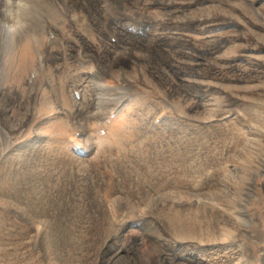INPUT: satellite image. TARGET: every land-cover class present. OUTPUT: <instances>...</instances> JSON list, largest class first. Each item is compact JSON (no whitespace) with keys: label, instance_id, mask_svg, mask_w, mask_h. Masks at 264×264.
Here are the masks:
<instances>
[{"label":"rangeland","instance_id":"1","mask_svg":"<svg viewBox=\"0 0 264 264\" xmlns=\"http://www.w3.org/2000/svg\"><path fill=\"white\" fill-rule=\"evenodd\" d=\"M55 1L0 59V264H264V0Z\"/></svg>","mask_w":264,"mask_h":264},{"label":"bare ground","instance_id":"2","mask_svg":"<svg viewBox=\"0 0 264 264\" xmlns=\"http://www.w3.org/2000/svg\"><path fill=\"white\" fill-rule=\"evenodd\" d=\"M52 1L54 3H52ZM60 1L66 6V9H67V12H68V16L70 17V19L72 21H74V22H77V21L90 22V17L84 11L85 8H83V6H82L83 2L81 0H74V4L73 5L70 4L69 0H60ZM95 1H96V3H100V5H102V7L104 9V14H105L106 20H109V16L110 15H113L114 17H117L119 19H121L124 16H126V14H125L126 12L124 13L123 9L121 10V7H120V1L121 0H95ZM31 5H32V16H31V20L29 22V28H28L27 32H30V33H33V34H37V29L40 26L42 27V29H44L46 31V27L42 23L43 22V18L47 19V21L50 22L52 20V12L55 11V10H60L61 9V6L58 3H56L55 0H31ZM126 18H127V16H126ZM68 21H70V20L68 19ZM74 22L72 23L73 26L74 27L78 26V24H76ZM81 31H83V30H81ZM48 32H49L50 36H56L58 34V32L52 27L50 29H48ZM18 41H19V39H18ZM18 41H17V43H18ZM79 54H81V56L83 55L82 53L77 51L76 56L78 57ZM0 59H2V63H3L4 62L3 50H2V52L0 54ZM41 60L42 59H40V64H41ZM0 66H1V64H0ZM1 69H2V66H1ZM92 70L94 72V68ZM4 77H5V73H2L0 75V89H1L3 81H4ZM35 79H36V75L35 76H31V78L29 79V83H28L29 84L28 85L29 89H32L34 87ZM29 92H31V91H29ZM30 98H32V97H30ZM161 113H163V112H161ZM75 135H73L71 137V139H70L71 142L70 143L72 145H73V143L81 144L79 141H77L78 139H77V137H75ZM0 136H1V134H0Z\"/></svg>","mask_w":264,"mask_h":264},{"label":"clouds","instance_id":"3","mask_svg":"<svg viewBox=\"0 0 264 264\" xmlns=\"http://www.w3.org/2000/svg\"><path fill=\"white\" fill-rule=\"evenodd\" d=\"M31 16V0H0V46L6 58L14 54L18 39L29 28ZM72 146L79 148L81 144Z\"/></svg>","mask_w":264,"mask_h":264}]
</instances>
